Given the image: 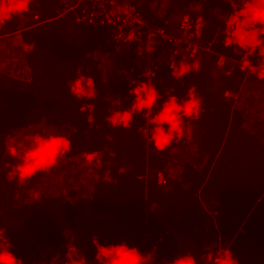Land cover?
Instances as JSON below:
<instances>
[{
  "label": "trees",
  "instance_id": "trees-1",
  "mask_svg": "<svg viewBox=\"0 0 264 264\" xmlns=\"http://www.w3.org/2000/svg\"><path fill=\"white\" fill-rule=\"evenodd\" d=\"M123 2L155 22L167 20L165 29L173 35H179L176 14L188 12L194 25L198 16L204 18L195 36L197 55L185 53L181 43L175 58V64L199 61V71L174 79L166 63L173 44L162 42L154 78L161 101L168 95L183 99L195 86L203 111L198 120L185 122L194 139L157 152L139 132L142 113L129 129L111 128L105 121L113 108L110 101L119 99L118 107L124 109L134 98L128 93L139 73L129 69V49L112 39L111 27L78 22L79 8L63 11L60 0H32L27 14L0 31V36L19 32L28 69L25 79L0 72V229L12 245L9 250L22 264H66L67 245L72 244L86 264H98L95 236L101 244L124 242L141 253L155 247L152 264H167L177 254H191L203 264L204 254L221 246L238 264H264V130L254 124L264 119V81L240 72L236 95L226 93L241 59L222 43L224 22L219 18L231 14V5L222 0ZM31 42L34 50L26 54L22 45ZM219 55L225 62L216 67ZM77 69L93 78L94 100H77L68 92ZM86 102L95 106L92 125L87 113L79 111ZM35 133L64 135L72 150L56 168L21 187L7 179L17 162L7 149L12 144L19 151L25 137ZM187 146L194 147L193 156L187 149L189 159L181 160L177 174L170 176L171 153ZM89 151L104 152L114 183L102 179L108 164L92 171L82 166V153ZM120 167L124 174L118 173ZM29 189L40 191L41 199L32 200Z\"/></svg>",
  "mask_w": 264,
  "mask_h": 264
},
{
  "label": "clouds",
  "instance_id": "clouds-1",
  "mask_svg": "<svg viewBox=\"0 0 264 264\" xmlns=\"http://www.w3.org/2000/svg\"><path fill=\"white\" fill-rule=\"evenodd\" d=\"M231 5L233 11L226 17L224 22L223 46L231 48L240 56L239 70L257 80L264 81V0H222ZM32 0H0V31L12 21L14 17L22 18L30 11ZM204 27V18L198 16L195 22V32L200 34ZM27 54L34 50L33 43L22 45ZM257 58L253 63L252 58ZM199 61L191 64L181 62L170 66V75L181 80L189 72L199 71ZM68 92L77 100L91 101L96 97L95 82L92 77L80 74L68 82ZM129 95L134 98L129 107L121 109L119 99L111 100L113 108L105 117L106 123L111 128L129 129L133 118L137 114H144L147 125H150L149 141L157 152H164L173 142L179 143L183 139H191V127L186 121H194L200 118L203 111L202 99L196 92L195 86L189 87L186 97L181 99L176 95H168L161 101L158 89L151 82H140L135 87L129 88ZM161 101L158 110L157 102ZM94 104L83 103L79 111L87 113L88 125L94 123L92 115ZM111 141V137H107ZM26 143L19 146L9 145L7 153L17 162L7 172V179L15 181L19 186L28 185L29 181L38 173H49L56 168L63 157L72 150L71 140L59 134L41 135L39 133L25 137ZM108 155L115 156L114 152ZM2 160V157H0ZM83 167L93 169L105 168L103 181L112 184L111 161H106L103 151H89L82 153ZM126 169L120 167L119 174H124ZM28 195L34 201L41 199V192L29 189ZM92 244L95 246V260L98 264H152L155 247L152 251L141 253L136 247H129L126 243L101 244L94 236ZM12 247L5 230L0 229V264H22L9 249ZM66 264H86V261L78 250L72 245H67ZM75 257V258H74ZM203 264H238L231 251L227 247H220L215 252L208 251L201 259ZM167 264H197L191 254L176 255Z\"/></svg>",
  "mask_w": 264,
  "mask_h": 264
},
{
  "label": "built area",
  "instance_id": "built-area-1",
  "mask_svg": "<svg viewBox=\"0 0 264 264\" xmlns=\"http://www.w3.org/2000/svg\"><path fill=\"white\" fill-rule=\"evenodd\" d=\"M60 1L63 4V11H74L75 8H79L75 19L83 25L92 28L109 26L113 29L112 39L130 51L127 63L130 71L139 73L135 78L137 83L151 82L155 86L154 78L161 62L158 49L162 42L173 44L166 57L169 67L175 64V58L181 51L179 48L181 43L185 45L183 50L189 56L194 57L198 53L194 20L188 12L178 15L175 23L179 35H173L165 29L167 20L162 23L155 22L144 17L136 5L126 4L123 0ZM37 18L38 16L34 14L33 19ZM224 62V56H217L216 67L222 66ZM143 119L145 122L140 126L139 132L149 142V125L144 114ZM157 178L158 182H163L162 173H158Z\"/></svg>",
  "mask_w": 264,
  "mask_h": 264
},
{
  "label": "rangeland",
  "instance_id": "rangeland-1",
  "mask_svg": "<svg viewBox=\"0 0 264 264\" xmlns=\"http://www.w3.org/2000/svg\"><path fill=\"white\" fill-rule=\"evenodd\" d=\"M176 17H178V14L175 15V18ZM0 72L23 79L28 77V69L24 63L20 50V38L18 33L0 36ZM240 72V70L233 72L229 81L227 83L225 82L226 89L235 92V87L239 84L237 78ZM214 83H216V81ZM229 91H226L227 94H230ZM181 152L182 150L174 151L170 156L172 160L167 168V173L170 176H175L177 174V165L181 160L184 161L189 159L187 151L184 150L183 154ZM190 156H193V152H191Z\"/></svg>",
  "mask_w": 264,
  "mask_h": 264
},
{
  "label": "crops",
  "instance_id": "crops-1",
  "mask_svg": "<svg viewBox=\"0 0 264 264\" xmlns=\"http://www.w3.org/2000/svg\"><path fill=\"white\" fill-rule=\"evenodd\" d=\"M16 33L19 34V32H16ZM13 34H15V33H13ZM19 38H20V36H19ZM228 91H229V90H228ZM237 91H238V89H237ZM237 91H235V92H231V91H229V92H230V95H231V96H235L236 93H237ZM226 93H227V92H226ZM254 124H256L257 127H259V128H261V129L264 130V119H263L262 121H259L258 123H254ZM261 136H262V137H261ZM263 136H264L263 134L260 135V138H261L262 140H264V137H263ZM198 137H199V135H198ZM191 139L193 140L194 137L192 136ZM187 149H188V152H194V147H193V146H187V147H183V148H181V149H175V152H176V151H179V150H182L181 153L183 154L184 150L187 151ZM171 154H173V153H171ZM190 154H191V153H190ZM187 156H189L188 153H187Z\"/></svg>",
  "mask_w": 264,
  "mask_h": 264
}]
</instances>
